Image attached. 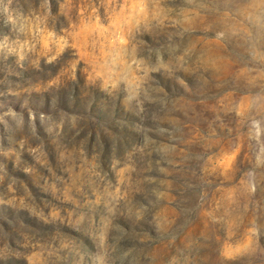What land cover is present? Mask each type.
Masks as SVG:
<instances>
[{
	"label": "rangeland",
	"instance_id": "rangeland-1",
	"mask_svg": "<svg viewBox=\"0 0 264 264\" xmlns=\"http://www.w3.org/2000/svg\"><path fill=\"white\" fill-rule=\"evenodd\" d=\"M0 264H264V0H0Z\"/></svg>",
	"mask_w": 264,
	"mask_h": 264
}]
</instances>
